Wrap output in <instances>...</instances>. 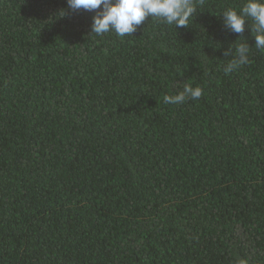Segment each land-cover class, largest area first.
<instances>
[{
    "label": "trees",
    "instance_id": "trees-1",
    "mask_svg": "<svg viewBox=\"0 0 264 264\" xmlns=\"http://www.w3.org/2000/svg\"><path fill=\"white\" fill-rule=\"evenodd\" d=\"M244 2L119 37L0 0V264H264V51L222 16Z\"/></svg>",
    "mask_w": 264,
    "mask_h": 264
},
{
    "label": "clouds",
    "instance_id": "clouds-1",
    "mask_svg": "<svg viewBox=\"0 0 264 264\" xmlns=\"http://www.w3.org/2000/svg\"><path fill=\"white\" fill-rule=\"evenodd\" d=\"M196 8L195 0H67V9L59 10L57 15L62 18L68 14V10L95 11L92 34L102 36L115 32L119 37H124L133 35L148 17L162 20L177 29L187 27ZM222 16L224 26L236 34H242L248 22L255 38L254 47L264 51V0H245L239 8H226ZM232 45L224 53V56L232 57L224 68L226 73L249 62L250 45L247 42L240 43L235 49ZM202 95L200 86L185 84L182 91L166 95L164 103L179 105L186 99L196 100ZM238 264H247V261L242 259Z\"/></svg>",
    "mask_w": 264,
    "mask_h": 264
}]
</instances>
